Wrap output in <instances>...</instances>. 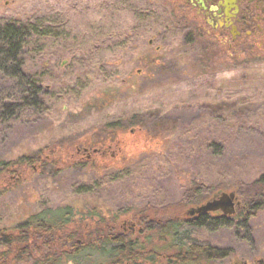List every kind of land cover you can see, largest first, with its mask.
<instances>
[{"label": "rangeland", "instance_id": "rangeland-1", "mask_svg": "<svg viewBox=\"0 0 264 264\" xmlns=\"http://www.w3.org/2000/svg\"><path fill=\"white\" fill-rule=\"evenodd\" d=\"M168 10L159 0H0V23L50 31L24 53L25 69L42 79L45 103L23 106L6 121L0 105V161L61 153V170L13 165L7 176L24 177L0 197V227L45 205L82 212L169 204L179 212L192 181L220 195L264 173V52L178 31ZM19 94L18 83L0 74V102L19 103ZM115 122L122 126L119 157L73 165L76 143ZM252 226V243L228 228L200 229L198 237L233 249L219 264L264 263V210Z\"/></svg>", "mask_w": 264, "mask_h": 264}, {"label": "flooded vegetation", "instance_id": "flooded-vegetation-1", "mask_svg": "<svg viewBox=\"0 0 264 264\" xmlns=\"http://www.w3.org/2000/svg\"><path fill=\"white\" fill-rule=\"evenodd\" d=\"M159 2L170 9L169 16L178 31L194 30L198 38L229 49L264 52V0ZM150 43L153 44L154 39ZM121 133L122 126L118 123L109 130L106 128L93 141L76 143V152L70 157L72 164L80 168L89 164L99 165V161L105 163L109 154L119 157L123 151ZM56 154L61 153L22 155L20 158L28 157L30 160L18 163L42 171L48 164L55 166L59 163ZM51 158H54L53 162ZM3 170L4 167H0V171ZM9 171L7 169L1 175L0 184L4 189L0 197L24 177L20 173L9 178ZM188 189L191 188L187 187L184 193ZM218 196V192L213 191L202 202L189 205L183 204L181 199L179 205L182 210L179 212H174L169 204L157 205L161 208L154 205L144 210L118 208L112 211L104 210L107 206L103 205L99 210L95 206L82 212L70 204L60 208L45 205L12 227H0V264H219L230 257L233 249L223 248L232 251L219 259L218 250L222 247L198 237L200 229L211 233L218 230L192 225L200 215L214 218L225 215L221 210L195 211ZM185 231L194 242H204L205 246L193 249L180 245L179 238ZM261 262L259 264H264ZM233 264L249 263L243 258Z\"/></svg>", "mask_w": 264, "mask_h": 264}, {"label": "trees", "instance_id": "trees-1", "mask_svg": "<svg viewBox=\"0 0 264 264\" xmlns=\"http://www.w3.org/2000/svg\"><path fill=\"white\" fill-rule=\"evenodd\" d=\"M48 30L49 28H45L39 23H0V74L15 80L20 89L19 103L5 105L0 102L1 116L5 121L15 117L18 113L17 110L23 106L29 105L31 108L36 109L42 107L45 103L46 93H40L42 79H37L25 69L24 53L36 40L47 36L50 33ZM189 41L191 40L189 39ZM250 56L253 57V54H250ZM107 127V130L112 128L111 124ZM212 145L215 147L216 152L221 151L219 142H213ZM25 160L27 162L30 159L23 157L19 158L18 161L24 162ZM18 161L5 162L1 160L0 167H4V170L0 171V176L7 169H12L13 165L20 166L21 164ZM126 174L122 172L123 177ZM189 187L191 189H188L182 197V203L186 205L200 203L214 191V186L206 182L192 181L188 185ZM234 191L241 202L236 207L235 214H220L215 218L206 214L200 215L192 225H200L210 230L232 229L236 236L240 235L241 238L252 243L254 238L252 220L260 211L264 210V173L250 182H239ZM179 241L180 245L189 246L193 249L205 246L204 242L198 244L194 242L195 240L191 239L188 231L181 234ZM230 251L232 249H219L218 258H223Z\"/></svg>", "mask_w": 264, "mask_h": 264}, {"label": "water", "instance_id": "water-1", "mask_svg": "<svg viewBox=\"0 0 264 264\" xmlns=\"http://www.w3.org/2000/svg\"><path fill=\"white\" fill-rule=\"evenodd\" d=\"M240 203V199L235 191L222 192L218 198L207 202L195 211L205 212L211 210H221L225 215H233L236 212V207L239 206Z\"/></svg>", "mask_w": 264, "mask_h": 264}]
</instances>
